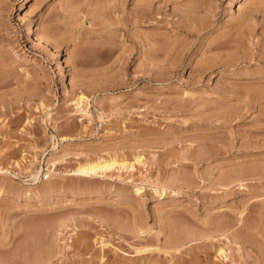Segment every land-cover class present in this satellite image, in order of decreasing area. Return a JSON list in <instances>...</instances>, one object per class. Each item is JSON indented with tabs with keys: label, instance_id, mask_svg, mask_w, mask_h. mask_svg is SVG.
Wrapping results in <instances>:
<instances>
[{
	"label": "rangeland",
	"instance_id": "obj_1",
	"mask_svg": "<svg viewBox=\"0 0 264 264\" xmlns=\"http://www.w3.org/2000/svg\"><path fill=\"white\" fill-rule=\"evenodd\" d=\"M143 1L0 0V264H264V0Z\"/></svg>",
	"mask_w": 264,
	"mask_h": 264
},
{
	"label": "bare ground",
	"instance_id": "obj_2",
	"mask_svg": "<svg viewBox=\"0 0 264 264\" xmlns=\"http://www.w3.org/2000/svg\"><path fill=\"white\" fill-rule=\"evenodd\" d=\"M153 3V0H144L143 3H139L138 5L139 6H142L141 7V11H142V17L144 18L145 16H150V13L152 12L151 9H148L149 6H151V4ZM146 5V7H145ZM26 31L24 34H30L33 32V28L27 24L26 25ZM39 41H42V36L41 35H37ZM46 46V45H45ZM50 46V45H49ZM47 48V47H46ZM44 47V49H46ZM47 50H50L47 48ZM82 98V96H81ZM140 160H138L137 162H139ZM133 163H125V162H120L118 163V161H116V159H107V158H101V159H93V160H85V161H82L78 166L77 168H75V174H78V175H83V176H89L93 173L96 174V172H99V171H102L103 173L106 172L108 169L114 167V166H129V167H132L133 166ZM126 164V165H125ZM7 172V171H6ZM74 174V172H73ZM4 191L2 189H0V196L4 195ZM74 234V233H73ZM23 244V243H22ZM102 248L105 246V244H101ZM23 247V246H22ZM19 248V247H18ZM220 255H223L224 256V250L222 248H220ZM7 258L9 256H7V254L5 255ZM5 258V257H4ZM6 258V259H7Z\"/></svg>",
	"mask_w": 264,
	"mask_h": 264
}]
</instances>
